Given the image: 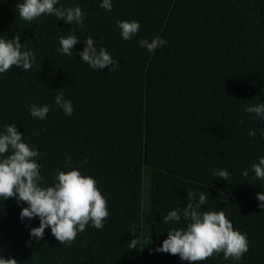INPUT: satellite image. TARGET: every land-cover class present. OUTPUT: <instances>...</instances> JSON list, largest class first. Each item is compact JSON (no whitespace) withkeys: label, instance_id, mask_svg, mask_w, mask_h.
<instances>
[{"label":"trees","instance_id":"16d2710c","mask_svg":"<svg viewBox=\"0 0 264 264\" xmlns=\"http://www.w3.org/2000/svg\"><path fill=\"white\" fill-rule=\"evenodd\" d=\"M20 2L0 0V38L20 36L35 59L26 72L0 73V132L15 123L39 150L44 186L59 170L94 177L109 216L103 229L89 223L70 245L50 227L37 241L29 226L38 227L39 217L22 220L28 205L0 197V255L19 264H190L156 249L170 228L187 223L163 217L185 208L188 192L197 199L203 192L200 211H224L249 250L240 261L219 253L199 264H264L257 199L264 181L252 170L264 157V119L245 111L264 103V0H112L111 11L102 0H59L56 7L82 9V27L54 14L25 21ZM118 20L138 21V33L124 40ZM73 32L80 42L63 55L59 38ZM88 37L119 66L82 62ZM156 37L167 43L154 52L138 43ZM61 92L71 116L55 103ZM33 104L50 107L45 119L31 115ZM221 169L228 180L215 175ZM133 226L136 249L129 248Z\"/></svg>","mask_w":264,"mask_h":264},{"label":"clouds","instance_id":"9594fccd","mask_svg":"<svg viewBox=\"0 0 264 264\" xmlns=\"http://www.w3.org/2000/svg\"><path fill=\"white\" fill-rule=\"evenodd\" d=\"M57 4L59 0H22L17 3L16 8L20 17L28 22L42 15L54 14L59 20L64 19L67 24L75 22L80 27L83 26L84 14L79 6L66 8L63 5L56 7ZM100 6L111 11L112 0H102ZM117 25L124 40H130L140 28L136 20H118ZM79 42L75 32L67 37L61 36L57 51L71 56ZM85 43L86 47L78 55L82 58L81 61L92 69L103 70L111 66L109 70H114L119 66L106 48H97L92 37H88ZM138 43L148 51L154 52L167 41L156 37L151 41L140 39ZM22 47L20 36L7 40L0 38V73H5L14 66L24 72L31 69L35 54L30 50L22 51ZM55 103L66 115L73 114L72 101L65 100L62 92L56 96ZM49 111L48 105L30 106L31 115L41 120L47 117ZM245 111L264 119V103L249 106ZM249 135L254 136L255 132L250 131ZM23 138L24 135L15 123L8 124L4 131L0 132V197L4 200L15 198L28 205L20 213L22 220L39 217L38 227L29 226L30 236L38 241L44 237L45 229L50 227L52 235L60 244L70 245L78 232H83L89 223L96 229H103L104 221L109 216L108 201L97 187L95 178L83 175L75 168L68 171L59 170L55 182L51 186H44L40 165L34 159L40 155L39 150L31 148L23 142ZM84 163H87V160ZM252 170L257 178L264 181V157H260L258 162L252 165ZM242 174L247 177L248 170ZM215 175L228 180L230 173L221 169ZM196 196V192H188L187 206L182 210H172L163 217L162 222L165 224L170 221L180 222L182 219L187 223L186 227L170 228L167 231V239L156 251L178 255L181 260L190 264H199L219 253H223L226 260L231 258L240 261L249 250L247 235L234 229L224 211L201 212V206L207 202L208 197L203 192L199 193L198 199ZM257 199L261 202L260 207L264 208V191L257 193ZM131 231L136 238L130 241L129 248L136 249L139 240L135 226ZM0 264L19 262L15 258H4L0 255Z\"/></svg>","mask_w":264,"mask_h":264}]
</instances>
